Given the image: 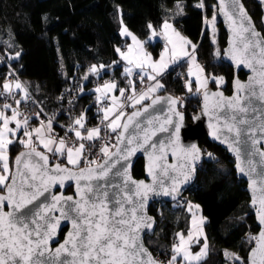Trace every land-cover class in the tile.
<instances>
[{
  "label": "snow or ice",
  "instance_id": "snow-or-ice-1",
  "mask_svg": "<svg viewBox=\"0 0 264 264\" xmlns=\"http://www.w3.org/2000/svg\"><path fill=\"white\" fill-rule=\"evenodd\" d=\"M194 7L206 10L208 5L206 0H197ZM211 7L213 14L210 19L205 16L204 23L212 28V42L216 43L217 15L222 14L232 31L226 56L235 68L244 66L253 73L246 83L233 79L231 97L209 89V84L220 89L228 81L223 75L206 72L196 59L198 45L173 23L164 20L159 30L148 23L149 40L163 37L166 41L159 59H153L145 49L146 41L124 25L122 15L120 35L130 37L131 43L126 49H115L120 60L113 65L123 61V76L152 83L143 90L137 89L134 79L128 80L127 88H119L115 81L96 87L99 104L111 101L99 109V125L88 127L82 112L71 118L60 135L52 118H42L43 109L34 117L20 112L21 100H27L29 94L19 81L5 79L0 97H13L14 90L23 96L13 97L16 107L0 105V264H202L209 246L203 228L206 217L198 215L199 205L188 202L192 214L189 231L175 234L166 262L155 259L142 239L155 225L154 218L147 215L150 194L177 200L202 158L197 144H181V98L156 95L165 87L158 77L180 59L190 62L185 87L192 93L195 82V92L202 94V113L209 117L210 135L227 145L238 173L249 179L251 204L261 226L258 234L249 235V241L255 243L247 259L227 250L224 256L232 264H264V35L256 30L242 0H216ZM177 8L183 12L179 3ZM216 55L220 56L219 49ZM19 56L17 52L9 59ZM110 67L92 65L83 79L99 76ZM161 104L168 106L163 118L150 112ZM128 107L133 109L131 113L126 111ZM226 110L229 114L221 115ZM237 114L242 115L238 118ZM31 119L37 123L31 124ZM159 132L170 133L167 143L154 140ZM15 145L23 150L13 159L10 152ZM137 152L147 157L150 182L136 180L131 174V158ZM169 154L175 163L168 162ZM207 156L213 158L212 153ZM66 184L73 187L72 195L52 191ZM63 226L68 230L59 240ZM193 244H200L198 252L192 251Z\"/></svg>",
  "mask_w": 264,
  "mask_h": 264
},
{
  "label": "trees",
  "instance_id": "trees-1",
  "mask_svg": "<svg viewBox=\"0 0 264 264\" xmlns=\"http://www.w3.org/2000/svg\"><path fill=\"white\" fill-rule=\"evenodd\" d=\"M246 1L251 3L252 9H248L257 23L262 15L260 6L253 0ZM178 3L183 7L182 13L176 9ZM196 3L197 0H0V87L7 73L13 71L29 94L25 101L31 104L30 113L43 109L42 118H52L60 135L71 118L82 112L86 113L88 125L99 124L102 113L97 111L94 83L115 81L120 88L125 77V62L113 65V61L120 60L115 49H126L130 42L120 35L122 15L125 24L145 41L150 35L148 23L157 30L164 20L173 23L198 45L196 57L206 72L226 78L224 90L230 93L234 70L216 55V45L204 23L205 16L211 18L215 1L206 0V10L194 7ZM218 26L217 48L222 54L227 34L220 21ZM164 43L163 37H157L150 44L155 56H159ZM17 52L19 58L9 59ZM100 64L112 67L99 76L83 79L92 65ZM188 67V62H182L164 74L160 79L165 86L162 93L174 97L184 94ZM240 77L245 79L246 74L241 72ZM69 86L83 91L67 105ZM200 108V93L188 97L183 104L187 120L191 121ZM30 123L35 125L37 121L31 119ZM200 145L218 156L217 160L205 161L187 192L188 200L198 204L207 219L204 229L209 252L202 264H231L224 256L225 250L247 259L254 241L244 236L259 232L254 210L249 207L247 184L237 177L234 160L224 149L210 143L206 136L200 138ZM21 150L22 146L15 145L10 157L14 159ZM134 176L144 177L142 159L134 168ZM71 192L73 188L68 189ZM150 213L158 220V226L155 235L146 238V244L155 257L166 255L175 242V234L189 231L191 214L185 207L163 201L154 203Z\"/></svg>",
  "mask_w": 264,
  "mask_h": 264
},
{
  "label": "water",
  "instance_id": "water-1",
  "mask_svg": "<svg viewBox=\"0 0 264 264\" xmlns=\"http://www.w3.org/2000/svg\"><path fill=\"white\" fill-rule=\"evenodd\" d=\"M214 1L216 3V0H214ZM253 1L256 2L260 6L261 12H262L261 19L264 18V2H262V0H253ZM242 2H243L245 8L248 11V14L252 17V20H253V22L255 23V26H256V30L258 32H260L262 35H264V23H261V19H260V23H261V26H262V29H260L259 26L257 25L256 21L254 20L253 16L251 15L248 7L246 6L244 0H242ZM218 18H219V21H220V23H221L224 31L227 34V44H226L225 48L223 49L222 56H221V61L224 62V63H226V64H228V65H230V67L234 70V78H237L238 77L242 82H245L246 83V82H248L249 77L253 75V73H252V71L250 69H248L247 67H244V66H240L239 68H235V66L232 63V61H230L228 59V57L226 56L225 53H226V50L229 48V41H230L231 36H232V31H231V29L229 27V24H228L227 19L222 14H218ZM241 72H243V73L246 74V78L245 79H242L240 77V73ZM255 87H256L257 90L259 89V85H255ZM209 89L211 91L221 90V91L224 92V95L227 96V97H231L233 95V91H234L232 84H231V92L230 93H227L223 88H220V89L209 88ZM0 91H1V88H0ZM158 95H160V96H169V94H165V93H160ZM145 103H150V102L147 101ZM255 103L259 104L258 101H255ZM167 107L168 106L166 104L157 105L156 106V110L153 111V110L150 109V112L153 115H157V116H160L161 118H163L165 115L168 114L167 113ZM202 107H203V96L201 94V108L197 112V114L194 115V116H200V119L194 120L193 119L194 116H193L191 118V121H188L187 120V117H186V114L181 110V107L178 106L179 110L184 113V127L181 129V144L187 146L189 144L195 143V144H197V146L202 151V158L196 163V171L193 174L191 180L187 184H185V185L182 186V188H181V196L177 200H173L171 197H165L163 195H151V194H150V198L148 200V204H147V215L154 218L155 225H154V228L152 230H150V231L149 230H146L142 234V239L144 241L145 247L149 250V252H151L152 256L155 259H156L155 255L153 254V252L149 249V247L146 244V238L148 236H154L155 235V232H156V229H157V226H158V220L156 219L155 216H153L150 213V209L153 206V204L156 203V202H158V201H163V202H167V203H175V202H177L179 199H181L187 193V191L195 183V181L197 180V177H198L199 167H200V165H202L204 163L203 150H202V146L200 145V138L202 136H206L207 139H208V141L210 143L221 147L222 149H224L229 154L230 157L233 158L234 163H235L234 164V168H235V171L237 173V177L239 179H241V180H244L246 182V184H247V192H248L249 197H250L249 207L252 210H254V214H255V218H256L257 225L259 227V231H260V228H261V226H260V224H259V222L257 220V214H256L257 213V209L255 207H253L252 204H251V192H250V189H249V179H248V177L243 176V175H241V174L238 173V171L236 169V163H237V161H236L235 156L233 155V153L228 150L227 145L220 143V141L215 140L210 135L211 129L209 128V122H210L209 121V117L203 115V113H202ZM131 111H133V109ZM131 111L129 113H131ZM227 114H229V113L226 110V112L225 113H222L221 115H227ZM240 115H242V114H237L238 118H239ZM169 135H170V133L159 132V133H157V137H155L154 140L157 141V142L163 141V142L167 143L168 140H169ZM141 159L144 161V177H142V178H136L134 176V168H135L137 162L139 160H141ZM168 162L169 163H175L176 162L175 159L171 156V154L168 155ZM146 164H147V157H146V155L143 152H137L131 158V174H132V176H133L134 179H136V180H145L146 182H150V179L151 178L148 177L147 174H146ZM114 179L115 180H118L119 178H114ZM69 188H73V187H71L69 184H66V186L63 189H61L59 187H56L52 191L54 193H59V192L63 191L66 195H72L73 192L68 193V189ZM67 230H68L67 226H63V231L60 233V236L58 237L59 240H63L64 236L62 238V233L64 231L67 232ZM53 246L55 247V244Z\"/></svg>",
  "mask_w": 264,
  "mask_h": 264
},
{
  "label": "built area",
  "instance_id": "built-area-1",
  "mask_svg": "<svg viewBox=\"0 0 264 264\" xmlns=\"http://www.w3.org/2000/svg\"><path fill=\"white\" fill-rule=\"evenodd\" d=\"M10 72V71H9ZM8 72V73H9ZM8 73H7V79L8 80H10V81H13V82H15V81H19L18 80V78L16 77V75L14 74V75H11V76H9L8 75ZM129 79H134V80H136V87H137V89L138 90H143L144 88H146L147 87V85H148V83L146 82V81H144V83H141L138 79H136V77L135 76H133V77H124L123 78V83H122V85H121V87L120 88H127L128 87V80ZM105 81H97V82H95L94 83V85H93V88L94 89H96V87H98L99 85H101V84H103ZM20 93V91L19 90H14V92H13V97L15 98V99H20V97H19V94ZM193 94H195V91H193L192 93H189L188 91H187V89H186V91L184 92V94H181L180 96H179V98H181V100H182V102H183V104H184V100L186 101L187 100V98L188 97H190V96H192ZM13 97H8L7 95H5V97H0V105H2V104H4V103H9V104H12L13 105V107H16V105H15V103H14V98ZM66 98H67V105H70V103L72 102V101H75L76 100V98H77V96L75 95V94H73V93H71V91L70 90H68V91H66ZM123 99V98H122ZM107 103V101H105V104ZM30 102H27V101H25V100H21V104L19 105V110H20V112L21 113H23L25 116H28V117H34L35 116V113L34 114H31L30 113V110H29V107H30ZM103 105H101V104H99L98 102H97V111L98 112H100L99 111V109L102 107ZM132 110V108L131 107H128V108H126V111L127 112H130ZM181 110L183 111V107H181ZM100 124V123H99ZM99 124H89L88 125V127H94V126H97V125H99ZM55 131L59 134V132L55 129ZM103 134V133H102ZM63 135H64V133H63ZM108 139V137L106 136L105 137V140H107ZM112 143H115V141L114 140H112L111 141ZM202 150H203V155H204V159L205 160H208V161H210V160H217L218 159V156L216 155V154H214L213 152H211L210 151V149H208L207 147H202ZM93 151L95 152L96 150L95 149H93ZM207 153H212V156H213V158H209L208 156H207ZM195 184V183H194ZM193 184V185H194ZM192 185V186H193ZM191 186V187H192ZM188 192V191H187ZM188 200V197H187V193L181 198V199H179L178 201H177V203L175 204V205H177V206H181V205H183V204H185V202ZM182 207V206H181ZM256 235V234H258V233H253V232H251V233H248V234H246V236H244L245 238H249V235ZM255 243V242H254ZM156 259L157 260H160V261H165L164 259H163V257H156ZM166 262V261H165ZM232 264V263H231Z\"/></svg>",
  "mask_w": 264,
  "mask_h": 264
},
{
  "label": "rangeland",
  "instance_id": "rangeland-1",
  "mask_svg": "<svg viewBox=\"0 0 264 264\" xmlns=\"http://www.w3.org/2000/svg\"><path fill=\"white\" fill-rule=\"evenodd\" d=\"M244 2H245V4H246V6L248 7V8H250L251 7V9H252V5H251V3L250 2H247L246 0H244ZM180 7H182V5H180ZM183 8V7H182ZM177 9V11L179 12V9L178 8H176ZM210 19V18H209ZM261 19V18H260ZM218 21H219V18H218V15H217V19H216V24H215V40H216V43H215V45H216V50L218 49L217 48V45H218V43H219V31H220V29H219V26H218ZM123 23H124V25H126L125 24V22L123 21ZM121 24V23H120ZM257 25L259 26V28L260 29H262V26H261V23H260V20H258L257 21ZM127 26V25H126ZM128 27V26H127ZM175 27V26H174ZM129 28V27H128ZM176 28V27H175ZM206 28H208V30L210 31V33H211V36H212V28H211V26L210 25H207L206 24ZM177 29V28H176ZM120 30H121V28H120ZM129 30L133 33V34H135L139 39H141L136 33H134L130 28H129ZM177 31H179L178 29H177ZM180 32V31H179ZM181 33V32H180ZM182 34V33H181ZM183 35V34H182ZM183 36H185V35H183ZM186 37V36H185ZM125 38H128L129 40H130V42H129V44L131 43V38L130 37H125ZM157 38V37H156ZM156 38H153V39H151V40H149V38L146 40V43H145V49L149 52V53H151L152 54V57H153V59H159V56H160V54H159V56H155L154 54H153V52L151 51V48H150V44H154L155 43V41H156ZM188 38V37H187ZM189 39V38H188ZM141 40H143V39H141ZM143 41H145V40H143ZM192 41V40H191ZM193 42V41H192ZM194 43V42H193ZM165 44H166V41H165V43H164V46H163V48L161 49V51H160V53L164 50V47H165ZM223 52V51H222ZM222 56V54L220 53V56L219 57H221ZM196 59H197V57H196ZM182 62H188L186 59H180V60H178L176 63H174V64H170V65H174L173 67H176L177 65H179V64H181ZM197 62H198V60H197ZM189 63L190 62H188V65H189ZM199 63V62H198ZM200 64V63H199ZM170 67V66H169ZM167 72H168V70H166ZM165 71V74L167 73ZM164 75V74H163ZM162 75V76H163ZM161 76V77H162ZM161 77H158V79L160 80L161 79ZM185 79V78H184ZM147 83H148V85L149 84H151L152 82H150V81H147V80H145ZM161 81V80H160ZM102 85V84H101ZM147 85V86H148ZM195 87H196V85H195V82H193V91H195ZM225 87V85L222 87L223 89H225L224 88ZM209 88H216L217 89V87L214 85V84H209ZM185 89H187L186 87H185ZM163 92V89L161 90V91H159L158 93H156V95H158V94H160V93H162ZM196 93V92H195ZM116 95H118V93H115ZM98 95H99V93H98ZM122 99V98H121ZM111 103V101L110 100H108L107 101V103L106 104H104L103 106H106L107 104H110ZM184 103H186V101L184 100ZM188 202H190L189 200H187L186 202H185V204H183V205H181L182 207H185L186 208V210H187V205H188ZM191 204H193V205H198V204H195V203H193V202H190ZM177 206V205H176ZM181 206H179V207H181ZM188 211V210H187ZM190 213V212H189ZM191 214V213H190ZM198 215H202L203 217H204V215H203V213H202V210H201V207H200V212L198 213ZM191 218H192V214H191ZM206 221H207V219H206ZM206 221H205V223H206ZM205 223H204V225H203V228H204V226H205ZM204 234H205V229H204ZM201 241H203V240H201ZM202 244V243H201ZM200 244H193V246H192V251L193 252H198L199 250H200ZM199 247V248H198ZM171 248H172V246H171ZM198 248V249H197ZM171 249L168 251V253L166 254V255H158L157 257H163V259L165 260V261H167L169 258H170V256H171ZM229 260V259H228ZM230 261V260H229ZM231 262V261H230ZM232 263V262H231Z\"/></svg>",
  "mask_w": 264,
  "mask_h": 264
},
{
  "label": "bare ground",
  "instance_id": "bare-ground-1",
  "mask_svg": "<svg viewBox=\"0 0 264 264\" xmlns=\"http://www.w3.org/2000/svg\"><path fill=\"white\" fill-rule=\"evenodd\" d=\"M188 79V78H187ZM19 80V79H18ZM19 82L22 84V82L19 80ZM117 83V82H116ZM23 85V84H22ZM1 91H2V87ZM69 90L71 91V93L75 94L77 97L79 96V91L80 89L77 86H69ZM22 92H20L18 95L21 98L22 96L20 95ZM118 93V92H117ZM98 94V93H97Z\"/></svg>",
  "mask_w": 264,
  "mask_h": 264
},
{
  "label": "crops",
  "instance_id": "crops-1",
  "mask_svg": "<svg viewBox=\"0 0 264 264\" xmlns=\"http://www.w3.org/2000/svg\"><path fill=\"white\" fill-rule=\"evenodd\" d=\"M173 66H174V65H170V67H169L167 70H168V71L171 70L172 68H174ZM166 72H167V71H166ZM164 74H165V73H164ZM146 102H147V101H146ZM227 251H229V252H233V251H231V250H227ZM234 253H235V252H234Z\"/></svg>",
  "mask_w": 264,
  "mask_h": 264
},
{
  "label": "flooded vegetation",
  "instance_id": "flooded-vegetation-1",
  "mask_svg": "<svg viewBox=\"0 0 264 264\" xmlns=\"http://www.w3.org/2000/svg\"><path fill=\"white\" fill-rule=\"evenodd\" d=\"M128 113H129V112H128ZM202 147H203V146H202ZM203 157H204V155H203ZM205 161H206V160L204 159V163H205ZM207 161H208V160H207ZM204 163H203V164H204ZM203 164H202V165H203ZM202 165H200V167H201ZM200 167H199V168H200ZM176 203H177V202H175L174 204H176Z\"/></svg>",
  "mask_w": 264,
  "mask_h": 264
}]
</instances>
